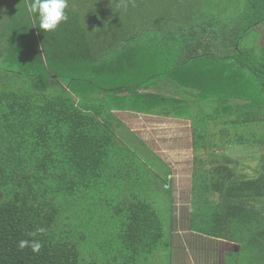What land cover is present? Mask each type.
Listing matches in <instances>:
<instances>
[{
	"label": "trees",
	"instance_id": "trees-1",
	"mask_svg": "<svg viewBox=\"0 0 264 264\" xmlns=\"http://www.w3.org/2000/svg\"><path fill=\"white\" fill-rule=\"evenodd\" d=\"M98 1L68 0V20L51 32L24 22L34 1L0 12V264H80L81 223L111 220L102 212L110 200L122 215L114 260L161 243L160 210L128 184L138 156L118 136L134 134L119 110L191 121L192 148L217 163L194 168L190 228L239 242L229 264H264V45L254 35L264 0L193 2L154 19L111 15L116 6ZM134 48L144 57L126 62ZM163 81L174 96L147 90ZM232 143L263 150L256 175L229 165L222 150ZM38 227L47 229L36 237L42 251L21 250Z\"/></svg>",
	"mask_w": 264,
	"mask_h": 264
},
{
	"label": "rangeland",
	"instance_id": "rangeland-1",
	"mask_svg": "<svg viewBox=\"0 0 264 264\" xmlns=\"http://www.w3.org/2000/svg\"><path fill=\"white\" fill-rule=\"evenodd\" d=\"M206 1L135 0V6H132L130 0H128L125 8L122 0H109V4L116 7L111 8L108 12L110 11V14L113 15L111 12L119 10L125 18L131 17L133 14H137L139 17L141 15H149L153 19L163 18L176 16L177 12L182 9L181 7L188 6L193 2L204 4ZM8 2H10L9 10H14L15 8L18 10L14 6V0H0V12L4 8L8 9ZM94 2L100 5L98 0H94ZM104 2L102 5L105 8L108 3L107 1ZM9 10L8 13L12 11ZM27 16L28 18H24V22L28 20L32 27L39 26L40 17L38 13L30 12V15L28 14ZM17 19L20 21V16ZM13 26L16 29L19 28L18 24ZM16 38H19V36ZM86 51L82 54L86 55ZM140 55L144 57L145 51L134 48L125 54V61L132 62L140 58ZM168 83V81H163L152 85L147 90L174 96L175 94ZM176 97L180 98V96ZM116 114L135 134L130 133L128 129L118 131V136L138 156V159L132 160L129 170L126 171L127 175H131L128 184L131 185L130 188H143L144 192L146 191L150 199L153 200L154 205L160 210L165 221V235L161 243L148 253L144 252L138 256L136 254L134 256L135 259H131L124 264H171V247L174 239V236L172 237L171 235H179L180 231L190 229L191 209L194 204L192 187L194 168L195 166L210 167L217 162L213 163L210 161L212 157L209 152H204L203 150L195 151L192 148L191 121L188 118L177 117L171 113L152 114L125 110L116 111ZM262 151L261 148L235 143L227 145L222 150L223 153L232 159L229 161V165L234 167L239 174H245L249 177L256 175ZM196 158H198V162H196ZM200 160H205V162L201 163ZM219 160L223 162L226 158L221 155ZM168 167L171 169L170 178L167 173ZM167 182H169L167 185L172 188L173 209L169 205V190L164 188ZM109 186L111 187L109 188V193L116 194L118 189L111 182ZM122 193L124 194L126 191H122ZM211 197L215 199L217 195H211ZM117 204L111 200L107 203L106 210L102 212L106 217L109 216L112 219L97 223L96 228L94 223H81L79 230L81 233L87 232V237L80 238L78 241L81 250L80 264H89L92 259H97L101 262L114 261V263L120 262L122 264L126 259V255H119V259L114 260V256L118 254L117 248L122 247V242L117 236H114L119 231V220L122 218L121 213L115 211ZM83 214H80V216L82 217ZM170 229L172 230L171 234ZM110 236L112 238L108 241Z\"/></svg>",
	"mask_w": 264,
	"mask_h": 264
},
{
	"label": "crops",
	"instance_id": "crops-1",
	"mask_svg": "<svg viewBox=\"0 0 264 264\" xmlns=\"http://www.w3.org/2000/svg\"><path fill=\"white\" fill-rule=\"evenodd\" d=\"M254 35L264 45V28L258 26ZM174 236L171 247V264H229L232 253L239 252L241 244L190 228ZM185 246V248H184Z\"/></svg>",
	"mask_w": 264,
	"mask_h": 264
},
{
	"label": "clouds",
	"instance_id": "clouds-1",
	"mask_svg": "<svg viewBox=\"0 0 264 264\" xmlns=\"http://www.w3.org/2000/svg\"><path fill=\"white\" fill-rule=\"evenodd\" d=\"M132 6H135V0H130ZM123 6L126 8L128 0H122ZM68 8V0H34L29 6V11L38 13L40 17L39 27L45 32L55 31L59 25L68 20L66 9ZM47 232L45 227H38L27 233L31 239H22L18 242V247L23 250L31 248L34 253H40L44 247L41 240L36 239L38 235Z\"/></svg>",
	"mask_w": 264,
	"mask_h": 264
},
{
	"label": "built area",
	"instance_id": "built-area-1",
	"mask_svg": "<svg viewBox=\"0 0 264 264\" xmlns=\"http://www.w3.org/2000/svg\"><path fill=\"white\" fill-rule=\"evenodd\" d=\"M168 186V185H167Z\"/></svg>",
	"mask_w": 264,
	"mask_h": 264
}]
</instances>
